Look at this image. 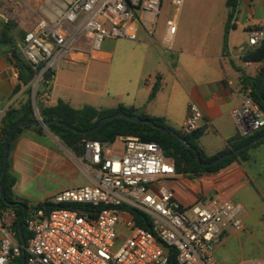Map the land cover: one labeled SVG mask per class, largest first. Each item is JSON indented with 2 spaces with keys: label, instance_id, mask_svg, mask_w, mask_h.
Here are the masks:
<instances>
[{
  "label": "built area",
  "instance_id": "built-area-1",
  "mask_svg": "<svg viewBox=\"0 0 264 264\" xmlns=\"http://www.w3.org/2000/svg\"><path fill=\"white\" fill-rule=\"evenodd\" d=\"M13 0H0V8ZM184 0H171L178 10ZM17 5L20 6L19 3ZM161 0H65L40 18L22 39L21 53L34 71L27 87L36 118L37 91L48 96L54 73L67 61L76 44L85 39L89 51L100 50L105 40H136L141 25L154 33ZM175 15L165 23V41L176 30ZM255 48L264 41V30L247 31ZM12 76L18 70L11 61ZM232 111L240 135L264 126V116L248 99ZM202 112L190 103L180 133L190 135L201 127ZM122 150L108 151V143L84 140L83 155L74 157L88 183L59 191L46 201L61 207L34 210L26 219L29 239L24 247L27 264H169L173 250L177 264H217L214 246L226 229H244L236 218L238 204L211 200L182 205L176 197L175 164L160 146L136 136H119ZM133 213L145 217L150 230L135 225ZM22 247L11 223L0 219V264H13ZM252 264H264L256 261Z\"/></svg>",
  "mask_w": 264,
  "mask_h": 264
},
{
  "label": "crops",
  "instance_id": "crops-1",
  "mask_svg": "<svg viewBox=\"0 0 264 264\" xmlns=\"http://www.w3.org/2000/svg\"><path fill=\"white\" fill-rule=\"evenodd\" d=\"M187 2V3H186ZM204 3L207 8L199 7ZM188 8L180 19L171 42L165 41V25L156 20L154 33L141 25L136 40H105L99 51L91 53L89 43L81 39L60 68L54 73L48 96L41 103L54 106L62 100L74 109L85 105L96 109H113L119 105L134 108L137 114L163 118L169 129L179 131L190 103L202 112L199 147L207 156L223 150L227 141L239 132L232 111L242 105L246 90L241 89L240 72L255 76L261 63L245 62L243 54L252 49L247 43V31L264 30V0H239L226 39L228 9L216 6L226 0H184ZM94 64V65H92ZM102 66L113 67V77L102 78ZM13 66L7 54L0 52V120L10 108H19L27 99V85L21 86L12 76ZM109 71V72H108ZM107 74L110 73V69ZM105 79V80H102ZM19 89L16 90V86ZM154 85L158 90L148 100ZM59 140L43 128L36 137L32 130H22L12 142L8 154L9 171L15 177L13 194L31 205L42 203L61 190L43 191L34 177L45 167L65 173L73 170L69 158L61 153ZM247 162H234L224 169L196 177L178 175L174 185L179 202L188 206L196 202H233L235 196L252 190L251 172L264 164V144L249 151ZM256 156L263 160L256 162ZM87 178L84 184H87ZM12 222V221H11ZM10 222V223H11ZM239 232L224 233L213 250L217 264H252L264 256L247 261L232 260L230 242Z\"/></svg>",
  "mask_w": 264,
  "mask_h": 264
},
{
  "label": "trees",
  "instance_id": "trees-1",
  "mask_svg": "<svg viewBox=\"0 0 264 264\" xmlns=\"http://www.w3.org/2000/svg\"><path fill=\"white\" fill-rule=\"evenodd\" d=\"M238 1L239 0H226V7L229 11L223 37V45L225 48L224 53H226V39L228 31L230 28L234 27V24H231L230 22L236 12ZM12 28L13 25L9 23L4 24L1 28L0 50L4 49L6 50L5 52L9 54L10 60L13 61L14 66L18 70L17 80L19 84L21 86H26L32 80L34 71L30 64L23 57L20 50L17 48V45L11 36ZM242 59L245 62L261 63L262 65L257 74L251 77L237 68L232 60L229 61L231 66L240 72L239 80L241 89H249V92L247 93L248 99L264 116V85L260 91L261 81L264 75V41L261 42L257 47L246 51L243 54ZM19 87L20 86L17 85L16 90H18ZM46 90L47 89L45 86H41L37 91L36 97L37 113L42 121L56 120L63 122L69 127L75 128L78 131H85L95 126L96 123L103 117L115 113H124L126 115H138L141 118L150 120L155 125L160 127H168L165 124L163 118L137 114L134 108H126L122 105H119L113 109H96L88 105H85L79 109H74L64 101L58 100L54 106H45L41 103V101L43 99V93L46 92ZM157 90L158 85H154L148 97L149 101L154 98ZM26 94L27 99L21 104V106L19 108L8 109L0 120V175L4 158L3 143L9 128L17 121H29L36 118L31 102L30 89L28 87ZM46 129L53 136L57 137L59 142L77 157H81L83 155L82 141L84 140L98 141L101 143H113L119 136H136L141 141L158 144L163 154L166 157L172 158L174 160L176 174L188 177L216 173L234 162H247L250 159L249 151L261 144H264V139H262L255 144L248 145L255 139L264 135V126L245 136H242L238 133L235 137L227 141V144L223 150L212 156H207L197 143V139L201 134L200 130H197L190 135H182L179 131L171 129L189 144L190 148H187L178 139L171 136L170 134H164L146 124H137L121 118L113 119L105 123L96 132L87 135L74 133L71 130L65 129L64 127L57 124H49ZM22 130H32L36 134V137L43 134V127L41 126L31 125L17 128L13 133L9 151L11 149L13 140ZM196 153L199 155V158L203 163H209L225 154H229V156L217 164L211 166H201L196 162ZM15 180V177L9 171L8 163L4 181V192L6 199L10 202H21L26 206V211L24 212V209L20 206L9 207L5 205L0 197V215L1 211L11 210L13 212L14 217L11 222V226L16 234L17 240H19L18 221L22 219V232L26 245L30 236L26 230V219L30 217L31 213L37 209H45L48 211L61 206L50 204L47 201L37 203L36 205H31L27 200L16 197L12 191ZM133 218L136 226L150 230V225L145 217L138 213H133ZM24 257L25 264H27V256L25 255ZM168 263L177 264L173 250L170 251ZM13 264H23L22 253L14 260Z\"/></svg>",
  "mask_w": 264,
  "mask_h": 264
},
{
  "label": "rangeland",
  "instance_id": "rangeland-1",
  "mask_svg": "<svg viewBox=\"0 0 264 264\" xmlns=\"http://www.w3.org/2000/svg\"><path fill=\"white\" fill-rule=\"evenodd\" d=\"M63 2H65V0H13L11 3L0 8V30L4 24H12L11 36L17 48L20 50L24 34L32 30L40 18L50 16L55 10L61 9V4ZM17 3H19L20 6L17 5ZM188 8V5L185 4L176 10L171 4V0H161L160 13L157 17V21L165 25L166 21L171 19L174 15L176 19L181 20L183 13ZM193 8L206 9L207 6L204 3H200L199 7L193 6ZM225 8H227L226 4L225 6L221 4L215 7V9L220 11ZM5 51L4 49L0 50L1 53L7 54L10 58L9 54ZM109 69L110 73L107 74ZM101 70L103 71L102 78L108 76H110L109 78L113 77V67L108 68V66H102ZM34 114L36 117L35 111ZM58 145L61 153L69 158V161L73 165V170L60 173L51 167H45L39 175L34 177L35 183H37L43 191H52L63 187L74 188L85 185L84 181L86 175L82 167L78 166L74 159V157H79L75 156L61 143ZM121 150L122 147L118 141L115 140L113 143H108L109 153L118 154ZM262 160L260 156H256L255 158L256 162H261ZM257 169L258 166L256 165V171L251 172L252 190L247 188L233 199V202H240L242 204V209L238 212L236 218L240 219L244 225L243 231L237 233L239 238L229 243L232 249V260L234 262L243 260V262L246 263L251 259L264 256V164L260 166L259 170ZM13 217L14 214L11 210L1 211L0 219L3 224L10 223ZM225 233L231 234L234 233V231L228 227ZM216 246H214V248Z\"/></svg>",
  "mask_w": 264,
  "mask_h": 264
},
{
  "label": "water",
  "instance_id": "water-1",
  "mask_svg": "<svg viewBox=\"0 0 264 264\" xmlns=\"http://www.w3.org/2000/svg\"><path fill=\"white\" fill-rule=\"evenodd\" d=\"M264 85V75L262 77V81H261V87H260V91L262 89ZM116 118H121V119H125L127 121H131L137 124H146L149 125L150 127L164 133V134H170L171 136L175 137L176 139H178L185 147L190 148L189 144L180 136L178 135L176 132L172 131L171 129H169L168 127H160L155 125L153 122H151L150 120L144 119L139 117L138 115H126L124 113H115L106 117H103L102 119H100L95 126H93L90 129H87L85 131H78L75 128L69 127L67 124L63 123V122H59L56 120H50V121H42L41 119H37L35 118L34 120H29V121H17L16 123H14L8 130L4 143H3V151H4V158H3V165H2V169H1V175H0V197L2 199V201L4 202L5 205L9 206V207H13V206H20L24 209V212L26 211V206L24 204H22L21 202H10L6 199L5 196V192H4V181H5V173H6V169H7V164H8V154H9V147H10V142L13 136L14 131L17 128H21L24 126H31V125H36V126H41L43 128H47V126L49 124H57L60 125L62 127H64L65 129H69L74 133L77 134H81V135H87V134H91L93 132H96L98 129H100L105 123L116 119ZM264 139V135L262 137H259L257 139H255L254 141H252L251 143H249L248 145H252L255 144L256 142L260 141ZM229 154H225L222 155L218 158H216L215 160L209 162V163H203L200 158L199 155L196 153L195 154V158H196V162L201 165V166H211L214 164L219 163L220 161H222L223 159H225L226 157H228ZM18 237H19V242L20 245L22 247V261L23 264H25V254H24V247H25V239L23 237V232H22V219H20L18 221Z\"/></svg>",
  "mask_w": 264,
  "mask_h": 264
},
{
  "label": "bare ground",
  "instance_id": "bare-ground-1",
  "mask_svg": "<svg viewBox=\"0 0 264 264\" xmlns=\"http://www.w3.org/2000/svg\"><path fill=\"white\" fill-rule=\"evenodd\" d=\"M63 6V3L61 4V7Z\"/></svg>",
  "mask_w": 264,
  "mask_h": 264
}]
</instances>
